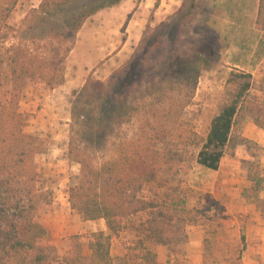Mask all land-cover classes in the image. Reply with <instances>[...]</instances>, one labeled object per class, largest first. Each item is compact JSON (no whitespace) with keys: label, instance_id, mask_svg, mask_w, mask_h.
Returning a JSON list of instances; mask_svg holds the SVG:
<instances>
[{"label":"trees","instance_id":"1","mask_svg":"<svg viewBox=\"0 0 264 264\" xmlns=\"http://www.w3.org/2000/svg\"><path fill=\"white\" fill-rule=\"evenodd\" d=\"M122 1L42 0L19 26L0 25V264H114L111 242L126 219L145 213L143 224L152 241L164 246L186 242L187 226L200 219V210L187 206L178 185L167 186L153 198L143 195L147 186H160L165 176L180 171L183 153L171 138L180 124L177 111L185 107L183 97L177 96L192 93L203 69L214 65L211 55L197 45L183 47L174 35L193 24L205 1L183 0L149 36L146 32L123 67L106 80L89 78L72 108L68 158L79 165V172L68 189V200L82 219L105 220L107 231L91 234L90 255L83 253L82 243L73 237L69 252L61 257L42 222L53 196L44 188L37 162L45 143L25 131L26 121L19 110L23 91L30 85L54 89L63 84L66 59L86 21ZM159 3L157 0L155 8ZM255 26L264 30V0H259ZM11 37L15 42L8 44ZM228 80L238 89L236 97L212 119L197 156L198 164L213 171L219 169L234 129L253 122L264 131V102L247 95L252 74L234 68ZM171 83L177 88L166 89ZM167 90L177 93L175 102L151 110L134 137L118 144L114 159L95 164L89 148L98 149L121 124L132 120L139 111L132 102L156 94L162 97ZM249 177L251 185L244 194L257 200L264 214V199L260 198L264 178L257 173ZM141 258L144 264H157L156 254L149 248L142 250Z\"/></svg>","mask_w":264,"mask_h":264},{"label":"rangeland","instance_id":"2","mask_svg":"<svg viewBox=\"0 0 264 264\" xmlns=\"http://www.w3.org/2000/svg\"><path fill=\"white\" fill-rule=\"evenodd\" d=\"M41 1L0 0V25L19 26ZM156 2L123 0L99 11L77 35L66 59L65 82L54 89L36 84L23 91L19 110L26 121L25 131L45 143L37 162L44 188L53 196L42 222L53 232L50 238L61 257L69 252L73 237L82 243L83 253L90 255L91 234L106 230L105 220L82 219L68 200V189L79 172V165L68 158L74 124L72 108L89 78L106 80L123 67L146 32L149 36L160 22L181 7L183 0H160L158 8ZM258 3L259 0H205L193 24L174 34L183 47L197 45L203 53L211 55L214 65L203 69L192 93L184 92L182 96L179 92L177 96L183 97L185 104L183 110L177 111L180 124L171 137L174 147L183 153L180 171L165 176L160 186H147L143 195L153 198L167 186L178 185L187 206L198 208L201 216L198 222L187 226L186 242L170 246L152 241L143 224L145 213L126 219L123 230L111 242L114 264H144L141 258L144 248L155 252L157 264H264V214L257 200L244 194L251 185L250 174L264 178V131L253 122L234 129L217 171L197 163L212 119L236 97L238 89L228 80L234 68L252 74L247 95L264 102V30L255 26ZM13 42L11 37L7 43ZM170 86L178 85L171 83L166 89ZM174 95L177 93L167 90L162 97L156 94L145 101L132 102L139 110L132 120L121 124L115 135L98 149L89 148L94 152V163L114 159L118 144L134 137L151 110L173 104ZM174 108L178 109L176 104ZM260 198L264 199V190Z\"/></svg>","mask_w":264,"mask_h":264},{"label":"crops","instance_id":"3","mask_svg":"<svg viewBox=\"0 0 264 264\" xmlns=\"http://www.w3.org/2000/svg\"><path fill=\"white\" fill-rule=\"evenodd\" d=\"M116 6H117V5H116ZM43 224L45 225V223H43ZM45 227H47V229H48V231H49V235L53 234V232H52V233L50 232L49 225L46 224ZM104 231H107V228H106V230H104Z\"/></svg>","mask_w":264,"mask_h":264}]
</instances>
